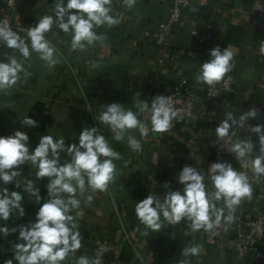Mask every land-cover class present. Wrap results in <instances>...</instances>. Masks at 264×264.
I'll return each instance as SVG.
<instances>
[{
	"label": "crops",
	"instance_id": "1",
	"mask_svg": "<svg viewBox=\"0 0 264 264\" xmlns=\"http://www.w3.org/2000/svg\"><path fill=\"white\" fill-rule=\"evenodd\" d=\"M55 3L56 0H0V18L1 20L7 19L20 28L28 29L35 27L39 19L45 15L52 16L55 20ZM64 4L66 6L67 0H64ZM148 4L149 7H145L143 12L137 10V7L141 5H134L131 10L124 3L123 8L128 9L127 12H130L129 16L133 21L131 25H128V28L133 27L136 21L144 18H150L151 21L157 20L156 17L160 11L156 0H151L145 5L148 6ZM14 5L18 8L17 13H13ZM210 6L212 13L209 17L204 14L197 23H193L190 27L182 24L173 29L174 39L167 52L169 59L166 62L152 63L151 54L159 53L163 48L160 41L157 40L156 30H153L147 43L137 47L129 46L131 55L135 57L129 59L127 52L121 51L104 67L103 82L108 84L110 82L107 81H110L111 77L119 76V85L115 88V92L118 94H114L109 87L108 92L104 91L101 95L100 102L94 96H88L90 107L97 119L101 115L98 110L99 105L104 108L111 103H118L125 110L129 109L134 112L133 98L136 94L145 95L146 98L143 101L147 103L155 98L152 90L147 92L144 89L147 81L161 77L170 82L169 78L173 80L175 75L181 74L186 77L192 75L189 81L199 88L200 83H197L194 71L201 69L202 60L205 62L210 59V50L207 48H211L214 42L220 39L221 51L227 48L233 52L232 71L235 74L237 87L239 91L244 92V96L240 92H235L225 99L207 101L202 95H198L196 120L194 122L173 121L172 129L160 135L152 131L150 143L139 141L136 137L139 131L131 130L129 135L134 136L142 145V151L139 153L132 151L128 143L124 142L127 136L122 141H116L113 138V133L109 131L102 130L99 133L106 138L110 147L118 152L120 157L128 158L122 162L113 161L116 165L117 176L110 184L111 189L115 194L118 211L122 214L123 225L127 229L135 230L136 235L140 236L139 243H146L147 248L152 250L155 256H160L157 264H162L163 260L166 264H177L176 259H171L174 257V252L170 247L174 246V240L179 242L183 239L181 237L186 238V236L183 234L168 240L164 239V247L158 246L156 235L158 231L151 232L138 221L135 213L136 203L143 201L149 194L164 198L169 191L183 190L179 178L177 182H174L173 178L185 166L196 168L204 175L206 190L214 191L208 173L209 167L213 163L226 162L235 168L238 162L234 154L220 144L224 142H217L216 128L227 118L228 114L239 120L240 116L249 109H257L258 115L255 119H249L244 122L243 127L234 129L236 136L227 141V147L238 140L248 139L253 143L250 158L254 159L260 155L259 137L252 131V128L256 125H264V54L260 53V45L264 41V15L262 12L264 0H211ZM155 12L158 14H153ZM187 16L189 13H184L183 17L187 18ZM112 28L113 26L107 29L108 33L104 35L106 37L104 41L106 44L111 43L113 46H118L125 28L122 27L117 33L113 32ZM17 34L25 39L30 47L27 34L21 32H17ZM45 35H49L53 40H57L58 37L62 39L59 42L66 51L65 53L70 54L68 61L71 68L78 71L82 76L81 79L88 84V88L90 85L100 83L102 77L100 75L94 78L83 75L81 56L85 50L71 48V33H64L54 25L52 30ZM93 47L88 46L86 50ZM30 53V58L25 59L18 51L5 47L1 54V62H7V57L14 55L22 63L25 72L20 74L21 80L6 94L0 92V137L13 135L10 132L13 130L15 120L20 125L18 130L26 132L29 137L30 151L38 146L43 135H50L54 140L64 138L66 145L78 144L81 131L84 128H92L90 117L81 112L79 118L74 114L64 120L62 114L65 109L52 104L53 97L65 99L68 92H71L72 81L68 77L69 75L67 76L63 62L58 58L59 62L54 67H48L35 52H31V47ZM128 59L129 61L126 63L125 61ZM134 69L139 71L137 80L139 88L137 90L134 85L132 87V80L126 74V71ZM167 73L170 77L166 75ZM27 116L35 120L38 126L23 125V120ZM247 125H249V130H246ZM150 129L152 130V127ZM217 150H219V155H216ZM61 154L67 156L69 159L66 160L70 161V156L66 153ZM136 164H138V168H136ZM20 171L21 175L16 177L15 181H22L24 176L30 175V180L40 190L41 203L37 204L35 199L24 191L26 184H22V188L19 189L8 188L10 192L18 191L24 196L22 207L25 214L23 217L14 214L7 222L0 220V227L7 226L11 229L35 223L40 206L47 201L46 185L48 180L46 178L36 180L37 169L30 164L22 166ZM248 177L249 182L256 183V189L253 190L252 199H243L239 206L247 208V214H252L260 204L264 203V176L257 178L250 168ZM147 191L149 193H146ZM86 195L95 196L92 206L90 209L82 210V217H77L74 221L77 225L76 230L81 233L83 247L88 246L92 238L105 232L103 223L116 226V222L114 223L109 217L108 210L111 203L106 193L89 191ZM78 198L81 201L86 199V197L79 196ZM225 215H227V210H225ZM161 221L160 231L169 235L172 231V224L164 220L163 217H161ZM146 231H149L147 236L144 235ZM188 234L193 238L187 247L199 245L201 250L198 255L187 257L183 256L181 251L177 255L180 264H219V260L228 261L230 259L229 252L224 249L217 253L207 252L197 237V231L190 229ZM18 236V231L8 236L0 234V264H5L9 259L14 262L13 246L15 243L22 242L18 241ZM82 246L74 255L66 258L63 264H76V261L84 255ZM165 249H170L172 252L169 251L166 254L164 253ZM121 253L122 259L127 262L131 257L130 249L125 247ZM191 259L194 262H191ZM253 264H264V257Z\"/></svg>",
	"mask_w": 264,
	"mask_h": 264
},
{
	"label": "clouds",
	"instance_id": "2",
	"mask_svg": "<svg viewBox=\"0 0 264 264\" xmlns=\"http://www.w3.org/2000/svg\"><path fill=\"white\" fill-rule=\"evenodd\" d=\"M131 9L136 0H124ZM112 0H56L55 20L45 15L39 19L35 27L28 28L27 37L30 40L31 52H35L48 67H54L58 62L56 49L46 39L45 34L53 26L64 33H71V48L84 51L96 42H102L106 37L97 35V27L118 25L119 20L110 15ZM0 44L8 49L18 51L25 59L30 58V47L10 27L7 19L0 20ZM260 53L264 54V41L260 45ZM233 52L227 48L221 51L215 47L210 52V59L202 63L200 73L196 76L197 83L213 86L220 82L232 70ZM25 72L21 62L13 55L7 57V62H0V92L5 94L20 80ZM27 76V73H25ZM105 110L99 116V122L107 125L116 141L127 136L129 148L139 153L141 143L132 135L131 130H138L142 136L147 135V125L138 119V114L125 110L118 103L104 106ZM139 113L150 111L152 131L156 133L169 132L173 121L180 118L178 110L170 103V98L164 95L153 99L151 107L145 101L135 104ZM90 109V108H89ZM258 111L249 109L236 120L231 114L216 128L217 142L226 147L243 168H251L259 178L264 176V125L252 128L259 137L260 155L250 158L253 151L251 140L243 139L227 147V141L236 136L234 129L243 127L244 122L255 119ZM23 125L37 127L35 120L25 117ZM98 129L84 128L79 135L78 144L66 145L64 138L54 140L50 135H43L38 146L30 151L29 137L26 132L16 131L13 135L0 137V220L7 222L14 214L23 217L22 207L24 196L18 191H9L7 185L13 184L15 178L21 175V167L30 164L37 169L36 180L47 179V201L37 213L36 222L21 225L18 228L0 227V234L19 232L18 242L13 246L14 260L18 264H62L70 255L81 248V233L76 230L77 217H82L79 197H86V202L93 200L89 191L95 193L107 192L109 185L117 176L114 160L121 157L114 151L106 138L98 134ZM66 153L70 161L61 163L60 155ZM214 191H207L202 175L196 168L185 166L179 173V183L183 191H169L163 201L149 194L143 201L136 203L135 213L138 221L151 232H157L162 227L161 217L170 224H178L183 220L191 222L193 231H205L219 227L223 221L230 225L235 220V211L242 200L252 199L253 188L245 172L235 170L230 163H213L208 170ZM24 191L41 203L40 190L32 180L26 182ZM217 205H221L218 207ZM227 210V215H225ZM76 213L75 217L71 214ZM149 231L144 233L145 236ZM199 245L185 247L182 255L196 256L200 253ZM5 264H13L9 259ZM76 264H97V261L80 257Z\"/></svg>",
	"mask_w": 264,
	"mask_h": 264
},
{
	"label": "built area",
	"instance_id": "3",
	"mask_svg": "<svg viewBox=\"0 0 264 264\" xmlns=\"http://www.w3.org/2000/svg\"><path fill=\"white\" fill-rule=\"evenodd\" d=\"M150 1L151 0H136L135 5H145ZM112 3V13L110 15L119 20L118 25H115L112 28L113 32L117 33L122 27L125 28V31L120 39V44H118V46H113L111 43L106 44V41L104 40L102 42L98 41L93 45V48L85 50L81 56L83 75L90 76L91 78H94L98 75H100V77L102 76L99 86L94 84L90 85L88 88V84L85 82V80L81 79L82 76H80L78 71L75 70V68H71L68 61L70 54L65 53L66 51L59 42L62 41V39L58 37L57 40H53L49 35H45L46 39L56 49V55L63 62L67 76L69 75L68 77L72 81L71 92H68L65 99L53 97L52 104L55 107L65 109L62 114V119L64 120L74 114L77 118H79V114L81 112L89 116L92 123V128H97L99 130L98 134L102 130H106L107 132L109 131L110 133H112V131L107 125L100 123L99 118L97 119L95 117L93 113L94 111L90 107L88 96H94L95 99H99L100 102L101 95L104 91L107 93L109 87L114 94H118L115 92V88L119 85L118 75L113 76V78L111 77L110 81H107L110 82L108 84L105 81L103 82L104 77L102 73L105 75L104 67L107 65V63L115 58L116 55H118L121 51L127 52L129 59L131 57H135L134 55H131L129 46L137 47L140 44L147 43L149 35L153 34V30H156L159 37H157V40L160 41V44L163 48L161 52H155L151 54L152 63H164L169 59L167 52L170 50L173 43V29L182 24H185L186 27H190L193 23H197V21H199L201 16H204V14L209 17V15L212 13L210 10L211 0H156V3L161 7V11L156 17L157 20L151 21L150 18H144L140 21H136L133 27L131 26L128 28V25H131L133 21L130 19V12H127L128 9L123 8L124 0H112ZM17 9L18 8L14 5L12 9L14 11L13 13H17ZM187 12L189 13V16H187V18L183 17L184 13ZM262 12L264 15V9ZM10 27L13 31L27 34L28 29L20 28L19 26L13 25L12 23H10ZM108 28L109 27L107 25H103L97 27L95 31L97 35L104 36L108 33ZM191 31H193V29H191ZM124 43H127V45H124ZM220 45L221 40L217 39L212 47L207 49L211 52L212 49L215 47H220ZM5 47L6 46L0 44V57ZM129 59L125 62L127 63ZM202 61L204 62V60ZM138 73L139 71L137 69L126 71L127 76L132 80V87L135 86L136 90L139 88V83L137 81ZM199 73L200 69L194 71L195 77ZM166 75L169 76L168 73ZM190 77L192 78V75H190ZM190 77H186L181 74L175 75L173 80H171L172 78H169L171 83L164 78L158 77V79L147 81V83L144 85V89L147 92L152 90L155 98L160 95L169 97L171 106L175 110H178L180 115V118L175 120L177 122H194L196 120V113L198 111V95H202V97L207 101L225 99L228 95L234 94L235 92H240V94L244 96V92L239 91V88L237 87L235 74L232 70L227 73L220 82L213 86L200 83V87L198 88V86L193 85L189 81ZM140 89L142 90V87ZM68 96L69 99H67ZM145 98V95H139V93L136 94V96L133 98V110L138 114V119L147 125V135L142 136L139 132L136 136L137 139L141 142L150 143L152 141V130L150 129L152 127L150 121L151 113L150 111L139 113L138 109L135 108V104L143 101ZM152 101L153 98L148 102L149 107H151ZM98 110L102 113L105 110V107L103 108L102 105L101 107L99 105ZM19 127L20 125L18 122L14 120L13 130L10 133L14 134L19 129ZM246 130H249V125L246 126ZM157 134L160 135L161 133ZM124 142H127V138ZM217 154L219 155V150L216 151V155ZM61 156H63L61 159L62 163L68 162V160H66L69 159L67 156L63 154H61L60 157ZM125 159L128 158L121 156L119 161L122 162ZM136 168H138V164H136ZM234 169L245 172L248 175L250 168H243L241 167L240 163L237 162V165ZM178 178L179 173H176L173 181L177 182ZM28 180H30V175L24 176L22 181H14L13 184L7 185V187L9 189H19L22 188V184L25 185ZM249 183L252 185L253 190H255L256 183ZM180 191L182 192L183 190ZM105 193L111 203L108 210L109 217L114 221V223L116 222V226L103 223L105 232H102L101 234L92 238L88 246H82L84 252L82 257L95 260L97 261V264H157L160 256H155L153 251L147 248L146 243H139L138 238L140 236L136 235L135 230L127 229L123 225L122 214L118 211V207L115 202V194L111 189V185H109L108 191ZM146 193L149 192L147 191ZM92 196L94 200L95 196ZM156 197L161 199V201L164 199L159 195ZM91 206L92 201L87 203L85 199L84 201H81L80 209L78 211L90 209ZM217 206L219 207V205ZM71 214L74 217L76 215L75 211ZM234 215L235 220L230 225H226L222 221L219 227H215L212 230L205 231L204 229H201L197 231V237L200 243L203 244L207 252L217 253L222 249L229 252L230 259L228 261L219 260V264H253L255 262H259L261 258L264 257V203L260 204V206L252 214H247V208L238 206ZM190 229H192L191 222L183 220L178 224H172V231L169 233V235L166 232L160 230L156 233L158 239L157 242L159 243H157V245L161 247H164V239L168 240L172 237L175 238V236H180L183 234L186 236V238L181 237L183 239L179 242H175L174 240V246L170 247V249L172 248V251L174 252V257L171 259H176L177 264H180V260L177 255L184 247L188 246L191 239L193 238V236H189L188 234ZM125 247L129 248L131 252V257L127 262L121 257V251ZM170 249H165L164 253L168 254ZM191 262H194V260L191 259ZM13 264H18V262L14 260ZM162 264H166L164 260Z\"/></svg>",
	"mask_w": 264,
	"mask_h": 264
},
{
	"label": "rangeland",
	"instance_id": "4",
	"mask_svg": "<svg viewBox=\"0 0 264 264\" xmlns=\"http://www.w3.org/2000/svg\"><path fill=\"white\" fill-rule=\"evenodd\" d=\"M157 5H158V4H157ZM145 7L148 8V7H149V4H148V6H146V5L138 6V7H137V10L139 9V10L143 11ZM158 7H159V11H161V7H160L159 5H158ZM136 12H137V11H136ZM143 12H144V11H143ZM150 13H152V12H150ZM153 14H158V13L155 12V13H153ZM152 20H153V18H152ZM99 85H100V83H97V84H96V86H99Z\"/></svg>",
	"mask_w": 264,
	"mask_h": 264
}]
</instances>
